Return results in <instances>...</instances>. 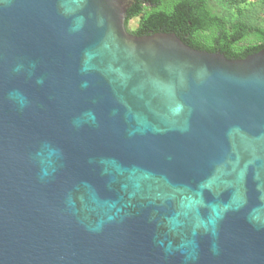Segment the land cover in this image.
<instances>
[{
	"label": "water",
	"instance_id": "water-1",
	"mask_svg": "<svg viewBox=\"0 0 264 264\" xmlns=\"http://www.w3.org/2000/svg\"><path fill=\"white\" fill-rule=\"evenodd\" d=\"M133 1L0 0V264H264V49Z\"/></svg>",
	"mask_w": 264,
	"mask_h": 264
},
{
	"label": "trees",
	"instance_id": "trees-1",
	"mask_svg": "<svg viewBox=\"0 0 264 264\" xmlns=\"http://www.w3.org/2000/svg\"><path fill=\"white\" fill-rule=\"evenodd\" d=\"M249 0H223L230 13L212 10L209 0H134L127 10L125 25L138 18L131 33H175L198 50L220 52L230 59L244 58L264 49V26L259 14L247 8Z\"/></svg>",
	"mask_w": 264,
	"mask_h": 264
},
{
	"label": "rangeland",
	"instance_id": "rangeland-1",
	"mask_svg": "<svg viewBox=\"0 0 264 264\" xmlns=\"http://www.w3.org/2000/svg\"><path fill=\"white\" fill-rule=\"evenodd\" d=\"M209 4L212 10L218 12L219 14L225 13V11L227 10V14L230 13V16L232 17L236 16L234 14L233 8H230V10L226 9L227 7H225V2H223V0H209ZM246 6L251 10V12H253V14H255L256 12L257 14H259V22L262 26H264V0H249ZM137 23L138 18L129 20V22L127 23V30L130 32L135 30V28L137 27Z\"/></svg>",
	"mask_w": 264,
	"mask_h": 264
}]
</instances>
